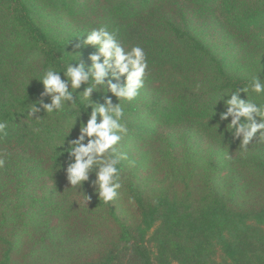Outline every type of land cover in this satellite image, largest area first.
<instances>
[{
	"label": "trees",
	"instance_id": "1",
	"mask_svg": "<svg viewBox=\"0 0 264 264\" xmlns=\"http://www.w3.org/2000/svg\"><path fill=\"white\" fill-rule=\"evenodd\" d=\"M78 1L0 0V27L7 30L6 43L0 44V122L7 125L0 133V179L12 184L23 200L24 193L43 180L52 183L58 201L64 186L80 190L87 185L92 191V206L77 217V225L46 230L28 250L19 241L30 232L29 222L22 220V233L4 229L16 208L9 207L0 220V264H30L43 252V264H264V139L242 147L228 131L231 118L220 120L223 100L234 91L241 99L264 105V94L251 90L254 78L264 81V0H106L98 25L77 22L80 26L72 28L69 16L81 8ZM99 28L115 33L125 51L139 45L146 54L143 87L133 101H121L125 138L147 140L157 122L189 127L206 148L210 142L217 145L218 162L227 167V176H220L217 165L193 159L187 141L178 155L176 139L166 134L158 142L168 143L163 148L159 143L152 152L160 155L168 186L147 192L129 159L120 163L117 191L131 201L133 220L117 215L112 201L100 200L93 186L95 166L87 182L71 187L65 172L73 162L66 151L69 142L87 121L90 103H118L107 83L124 82L123 76L114 79L108 67L105 83L94 86L88 101L82 98L84 89L93 85L90 57L97 47L84 40ZM223 33H230L235 43H217ZM33 61L36 67L30 65ZM103 61L100 56L97 62ZM78 63L89 80L73 91L77 106L65 102L64 114H48L43 105L51 103V96L40 79L55 70L67 80V65ZM31 105L39 111L30 116ZM139 108L146 117L140 122ZM74 116L75 125L67 134ZM224 151L234 158L229 160ZM5 195L0 188V200ZM249 195L255 196L254 202ZM54 207L60 213L59 204ZM98 210L102 213L95 219ZM65 218L60 213L58 222ZM40 220L33 225H42ZM109 222L115 225L113 236L101 229Z\"/></svg>",
	"mask_w": 264,
	"mask_h": 264
},
{
	"label": "clouds",
	"instance_id": "2",
	"mask_svg": "<svg viewBox=\"0 0 264 264\" xmlns=\"http://www.w3.org/2000/svg\"><path fill=\"white\" fill-rule=\"evenodd\" d=\"M84 43L97 46L99 55L90 57L92 65L89 71L93 85L84 89L83 100H89L95 85L105 83L108 67L114 70V79L123 76L124 82L122 85L107 83V91L117 98L118 103L112 104L106 99L102 105L89 104L92 111L87 121L80 124L78 137L70 141L66 149L73 162L68 165L65 172L71 187L80 188L84 182L89 180V173L95 166L96 178L93 186L100 200L107 204L118 195L117 190L121 188L119 166L122 160L128 159L126 153L117 150V145L128 133V128L123 122L124 107L121 101L130 102L138 96L139 90L144 85L147 59L142 47L137 45L125 51L115 33H110L105 28L88 32ZM100 56L104 58L103 63L97 62ZM110 61L111 64H109ZM56 72L48 70L40 79L45 94L51 96V103L43 105L48 114H64L67 111L65 102L69 101L72 102L71 107L75 108L77 103L73 100V91L89 80V74L85 72L82 63H78L75 67L67 65L65 71L67 80L62 81ZM251 90L257 95L264 94V81L258 77L254 78ZM238 91L245 92L246 90ZM227 97L223 100L225 111L220 113V120L231 118L227 123V128L234 138L239 139L240 145L246 147L254 139H264V105L247 98L241 99L237 91ZM221 99L223 97L218 100ZM37 111L39 109L31 105L29 115ZM97 116L100 117L99 122H97ZM70 119L67 134L75 125V116ZM6 127L5 122H0V133H3ZM85 140H87L86 143Z\"/></svg>",
	"mask_w": 264,
	"mask_h": 264
},
{
	"label": "rangeland",
	"instance_id": "3",
	"mask_svg": "<svg viewBox=\"0 0 264 264\" xmlns=\"http://www.w3.org/2000/svg\"><path fill=\"white\" fill-rule=\"evenodd\" d=\"M79 4H81V8L78 6L75 8L76 13L73 11V14L69 16V19H72L71 27H79L80 25H76L77 22L80 23H87L88 27L91 25H98L103 16V7L107 6L106 0H79ZM74 18V19H73ZM71 21V20H70ZM215 31L219 32L217 29ZM7 30L5 28L0 27V44L6 43V34ZM222 39L217 40V43L223 40L224 43H229L230 45L234 44L235 41L231 39L230 33H223L221 34ZM255 36V35H254ZM260 36L264 37V33H260ZM254 40L253 37H251ZM215 40V39H214ZM216 42V41H215ZM93 55H99L98 47H96L95 52ZM103 63V62H102ZM110 63V62H109ZM37 65V61H33L30 65ZM143 114L142 108L138 109L137 118L139 122L146 118ZM154 125L155 132H152L151 137L147 138V140H142L138 138L132 139L131 137L125 138L122 141V145L124 147L118 148L119 151L124 152L127 154V157L130 161V169H133L135 172L134 174L137 176V181L141 187H143L147 192L151 190H155L158 188L166 187L169 184V180H167L163 163H161L160 155H156L152 152L154 151V147L159 143V137L162 135L169 134L174 139H176V152L178 155H181L184 150V143L185 141L188 142V145L192 148L193 151V159L198 161L200 157V161H205L207 164H214L217 165L220 170V176L223 178L227 176V167L223 166L218 162V149L216 148L217 145L215 143L210 142L208 148L204 145V140L202 137L199 136L195 131L191 132L186 126H176V127H169L165 125H161L160 122H157ZM190 132V135L187 133ZM201 137V138H199ZM125 141V144L123 142ZM168 143V142H166ZM163 143V144H166ZM162 144V148H163ZM229 150V149H228ZM225 152V151H224ZM229 153L225 152V155L228 157L229 160L234 158V156L228 155ZM237 165V164H235ZM236 167V166H235ZM238 170L241 167H236ZM242 179V178H241ZM2 181L0 183V188L6 191V195L4 199L0 200V220L2 219V214L6 211L9 207L15 206L14 209V216L11 221H5L4 229L7 232L14 231V229L20 230L23 226L21 225L22 220L29 222L27 227V231L30 230L29 233L21 234V240L19 241V245L24 247V250L30 249L32 246L37 245V243L41 240V236L45 233L46 230H51L54 232V228H60L62 225H66V227H70V225H77V217H82L85 215L83 212L88 208L91 207V200L90 198V187L83 186L84 188L80 190L65 188V192H61V196H59V201L56 199L55 193L52 188V183L48 180H43L38 183L31 191H26L24 193V200L18 198V193L12 188V184H6V181L0 179ZM7 185V188H6ZM219 185V183H218ZM228 185H225L222 189L227 188ZM250 192V191H249ZM152 193V192H151ZM36 198V199H33ZM255 198V196H254ZM254 198L252 195H249L248 200H252L254 202ZM33 201L32 203H30ZM61 199V200H60ZM49 200V201H48ZM58 201V202H57ZM54 205L52 206V204ZM56 204L60 206V213L61 216L66 217L65 219L59 220V211L54 209ZM41 205V206H39ZM45 205L44 208H42ZM112 205L115 207V212L121 218H125L126 220H133L136 217L135 210L131 206V201H129L126 197H121L120 193H118L117 197L112 200ZM42 208V209H41ZM22 213H26L24 216H21ZM102 213L101 211H97L93 218ZM28 215H32L35 220H31ZM41 220H40V219ZM28 219V220H27ZM30 219V220H29ZM42 221V225H33L36 221ZM80 222V221H79ZM44 223H47L45 226ZM115 225L111 224L110 222L105 227H102V231L106 234L112 235L115 232ZM36 229L35 233L34 230ZM3 231V230H2ZM113 236V235H112ZM25 239V240H24ZM36 248V247H35ZM43 252V251H42ZM41 256L40 254L33 260L30 261V264H43L45 263V256ZM20 262H24L27 260L21 259Z\"/></svg>",
	"mask_w": 264,
	"mask_h": 264
}]
</instances>
